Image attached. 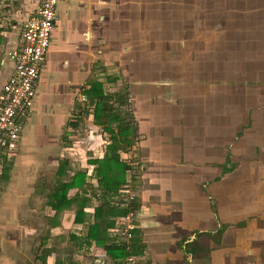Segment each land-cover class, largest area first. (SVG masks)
I'll use <instances>...</instances> for the list:
<instances>
[{
    "label": "crops",
    "instance_id": "1",
    "mask_svg": "<svg viewBox=\"0 0 264 264\" xmlns=\"http://www.w3.org/2000/svg\"><path fill=\"white\" fill-rule=\"evenodd\" d=\"M40 1L0 0V92ZM205 2L210 15L197 14ZM57 12L17 150L0 151V264H264V0H60ZM116 69L125 86L102 77ZM92 76L132 118L118 152L137 193V255L122 216L94 225L105 190L93 160L109 140L81 100Z\"/></svg>",
    "mask_w": 264,
    "mask_h": 264
},
{
    "label": "built area",
    "instance_id": "2",
    "mask_svg": "<svg viewBox=\"0 0 264 264\" xmlns=\"http://www.w3.org/2000/svg\"><path fill=\"white\" fill-rule=\"evenodd\" d=\"M59 1L41 0L37 10L18 26L17 43L10 54L13 68L0 92V151L5 156L17 150L25 120L35 106L37 82L51 45ZM81 100H86L84 95ZM119 197V203L127 208V212L119 218L118 231L121 239L127 241L136 223L138 208L133 200L137 193L128 187ZM121 264H134V256H126Z\"/></svg>",
    "mask_w": 264,
    "mask_h": 264
},
{
    "label": "trees",
    "instance_id": "3",
    "mask_svg": "<svg viewBox=\"0 0 264 264\" xmlns=\"http://www.w3.org/2000/svg\"><path fill=\"white\" fill-rule=\"evenodd\" d=\"M105 76L106 81L109 83H114L117 79L116 76L111 74H105ZM83 94L86 96L87 104L91 106L93 122L108 134L109 142L106 144L103 157L93 160V163H95V175L98 177V185L105 190L104 196L101 195L100 204L95 207L94 225L100 226V224H103V227L107 228L111 227L114 222V219L108 218L109 216H123L127 212V209L119 203V198H117V202H113L110 197L120 196L126 185H129L125 178L129 166L119 159L118 151L119 149H126V146L130 144L132 141L131 136L134 134V127L130 115L120 114V107L126 104V96L106 90L103 81L98 76H92L89 79V86L83 90ZM73 183L74 181H70L60 185L56 189V191H61L58 198L62 199L61 194H65L68 187L73 185ZM133 204L137 207V198L133 200ZM81 211L82 205L77 214L79 215ZM137 233L136 225L132 230L130 247L125 250L126 254L137 255L142 252L143 244L141 238L136 237L135 234ZM89 236L94 238L96 243H99L100 240L95 235L90 234ZM116 249L119 250V246Z\"/></svg>",
    "mask_w": 264,
    "mask_h": 264
},
{
    "label": "rangeland",
    "instance_id": "4",
    "mask_svg": "<svg viewBox=\"0 0 264 264\" xmlns=\"http://www.w3.org/2000/svg\"><path fill=\"white\" fill-rule=\"evenodd\" d=\"M179 2V0H172V3H178ZM203 7L201 8V7H199V9H198V13L197 14H201V13H204V14H208V15H210L209 13H211V11H209V6H211V3H209V4H207L206 2L205 3H203ZM216 5H217V7L218 8H215V11L213 12V13H218V12H221V7H220V1H219V3L217 2L216 3ZM200 10H202V11H200ZM203 10H204V12H203ZM194 41V40H193ZM194 44V43H193ZM189 46L191 47V46H195V44L194 45H192V44H189ZM104 73V72H103ZM113 74L119 79L120 78V80L123 82V84H124V86L126 85L125 83L128 81V80H130V78H128V74H129V72H119V70H115V71H113ZM119 75H120V77H119ZM102 77L103 78H105L106 76H105V73L102 75ZM105 81V80H104ZM106 82V81H105ZM111 87V86H110ZM118 87V90H119V85L118 86H116V87H114V89L115 88H117ZM122 88H123V86H121ZM106 88H109V86L108 87H106ZM124 89H126L125 87L123 88V90ZM113 90V89H112ZM129 106H128V108L127 109H130L131 108V103H129L128 104ZM87 109H89V105H88V107H87ZM79 120V119H78ZM80 121V120H79ZM78 121V122H79ZM79 125H80V128H86V118H83L81 121H80V123H79ZM136 170V169H135ZM135 170H131V172L133 173V172H135ZM136 174V175H135ZM134 175L135 176H133V179L134 180H137L138 178V175H137V173L135 172L134 173ZM263 235H264V233H262Z\"/></svg>",
    "mask_w": 264,
    "mask_h": 264
}]
</instances>
